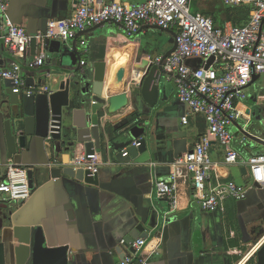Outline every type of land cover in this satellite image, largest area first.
<instances>
[{
  "label": "crops",
  "instance_id": "crops-1",
  "mask_svg": "<svg viewBox=\"0 0 264 264\" xmlns=\"http://www.w3.org/2000/svg\"><path fill=\"white\" fill-rule=\"evenodd\" d=\"M104 1L135 5L146 0ZM195 2L193 0L191 9ZM222 3L223 0H198L200 12L195 14H208L213 20L217 19V27L226 23L237 26L248 23L251 11L248 15L244 10L250 8L249 5L233 8L230 14L233 19L229 21ZM78 6L79 0H9V9L0 24L5 28L10 22L35 36L46 30L50 20L71 17ZM81 40L86 41L85 47L80 44ZM51 42L47 46L50 58L42 67L31 70L28 65L40 50L37 42L31 44L22 57H16L0 41V69L17 63L23 69L25 84L29 78H35L36 83L42 79L43 87L36 89L56 93L66 80L61 73L94 77L96 64L104 63L103 99L108 100L110 96L128 92L130 84L138 86L148 63L168 56L177 37L175 30L164 31L157 27H144L129 37L118 25L107 24L80 35L77 62L73 66L69 55L52 51ZM81 61L86 65L82 66ZM190 63L200 67L202 62ZM141 66L144 70L139 71L137 68ZM120 74H123L122 83L116 89L114 82ZM259 79L247 88L248 98L239 105L245 115L241 123L248 119L251 123L259 118L264 120V83ZM159 80L157 106L145 110L150 128L147 152L128 160L120 155L127 147L120 152L106 147L99 153L102 164L98 186L64 175L57 180L51 177V171H63L72 166L74 156L85 153L84 145L69 149L65 141L28 138L25 148L19 147L13 160L8 159L6 138L10 118L7 110L12 95L11 88L0 81V181L5 180L8 168L15 165L32 171L34 184L32 197L25 203H1L0 197V206H8V211L13 212L12 224L7 223L3 229L0 224V264H6L7 258L13 264L12 252L8 249L12 240L10 231L16 226L35 225L44 228L52 245L69 247L70 264H118L123 255L130 252L121 242L141 225L149 235L144 251L145 256L152 254L148 264H258V253L264 247V242L259 246L264 237V187L251 190L241 202L228 200L224 211L216 213L199 210L190 179L178 181V209L173 213H170L169 200L155 190L156 181H170L173 164L178 159L174 152L175 142L186 140L188 149L192 150L199 139L208 134L206 119L193 115L178 100L174 80L166 74ZM87 103L90 108L96 106L91 98ZM107 109L98 113L110 139L115 140L120 136L115 130L124 125L133 109L129 107L116 116L108 115ZM184 117H188L186 126L182 124ZM241 125H236L238 132L232 130L236 135L233 148L239 154L237 164L224 163L225 151L213 139L211 159L216 164L211 170L213 182L218 178L223 183L235 182L243 186L252 183L246 162L253 155L264 154L261 144L264 134L243 133ZM13 245L18 246L17 242Z\"/></svg>",
  "mask_w": 264,
  "mask_h": 264
},
{
  "label": "built area",
  "instance_id": "built-area-1",
  "mask_svg": "<svg viewBox=\"0 0 264 264\" xmlns=\"http://www.w3.org/2000/svg\"><path fill=\"white\" fill-rule=\"evenodd\" d=\"M193 0H146L142 4H128L117 1L79 0V6L71 17L50 20L46 30L30 36L23 28L10 22L0 29V41L16 57H22L33 40L40 46L34 61L29 68L42 67L50 58L47 46L51 41H59L72 46L78 43L80 35L89 30L107 24L118 25L129 37H133L144 27H158L165 31L175 30L177 49L170 56L159 57L153 61L161 66L163 72L174 80L178 100L186 105L197 117H204L208 124V134L202 136L195 147L179 157L173 164L170 181H156L155 190L171 203V212L178 209V181L190 179L195 197L203 212H223L228 200L241 202L255 185L264 187V154L248 158L247 166L252 183L248 186L235 182L223 183L220 179L212 181L211 170L216 167L211 159L213 139L224 149V163L235 165L239 154L233 148L241 125L243 133L250 134L251 119L239 122L245 117L239 109L241 102L247 100V88L255 76L264 75V0H223L226 7H237L242 4L251 8L249 21L245 26L226 23L215 26L212 18L203 14H193ZM9 0H0V20L6 16ZM80 44L85 47L86 41ZM213 64L206 69L210 59ZM201 60L200 67L190 62ZM85 66L86 62L81 61ZM0 81H10L13 93L33 95L49 93L48 89L38 91L36 88H25L23 69L13 63L7 69H0ZM96 105V102L92 103ZM188 125V117L182 119ZM141 142L135 141L123 152L129 156V148H139ZM99 153L75 155L72 167L75 170L87 171L92 177L98 174L101 166ZM4 195V196H2ZM0 196L3 202L25 203L32 197L27 170L11 165L6 178L0 182ZM264 237L259 246H262ZM146 239L133 243L121 242L130 252L118 264H148L150 256H145Z\"/></svg>",
  "mask_w": 264,
  "mask_h": 264
},
{
  "label": "water",
  "instance_id": "water-1",
  "mask_svg": "<svg viewBox=\"0 0 264 264\" xmlns=\"http://www.w3.org/2000/svg\"><path fill=\"white\" fill-rule=\"evenodd\" d=\"M33 43H36V41L33 40ZM50 46L54 53L64 56L69 55L70 60L73 62L72 66L76 64V43L70 46L59 41H52ZM176 49L177 43H175L168 56L175 52ZM213 62L214 58L210 59L206 69ZM95 69L94 77L89 75L79 77L75 73H61L60 75L65 77L66 80L62 84L61 90L56 93L22 94L20 96L13 93L11 82L5 81L6 85L11 88L10 94L12 95V100L7 110L10 118L9 135L6 138L9 160H13L14 156L17 155L19 147L21 149L25 148L28 138L49 139L52 142L65 141L68 142L69 149H75L76 145H84L85 152L88 154L93 152L102 153L109 146H111L113 151L120 152L135 141L141 142L142 145L139 148H129L128 160L136 159L140 154L147 152L150 128L145 117V110L147 108H156L159 101V79L162 74H165L162 67L154 65L153 62L148 63V67L138 86L130 84L128 92L110 96L108 100L103 99L105 64L98 63ZM137 69L142 71L144 66ZM122 76L123 74H120L115 79L114 87L116 89L121 86ZM259 78L260 76H255L254 81ZM36 87H43L42 79H39L37 83L35 78L27 79L26 90ZM90 98L93 102H96V106L92 108L87 103ZM105 107L108 108L107 114L111 116L120 115L129 107L133 109L132 115L127 117L124 125L115 130V134L117 136L120 135L115 140L110 139L103 127L100 112L98 113ZM70 119H72L71 123ZM250 131L253 134L254 132L264 134V120L259 118L251 123ZM189 151L186 140H177L175 142L174 152L176 158ZM27 173L29 186L33 191V172L28 171ZM63 175L88 185H99L98 174L92 177L89 172L75 170L72 166L63 171L60 169L51 171L52 179H60ZM255 186L260 189L259 185ZM8 208V206H0V224L2 229L7 226V223L12 224L13 212L8 211ZM69 217L72 218V215L70 214ZM9 237L12 240L8 249L9 252H12L13 264H70L69 247L52 245L51 239H48L44 228L40 225L16 226L10 231ZM139 239H149V235L142 225L132 231L126 242L133 243ZM13 242H17L18 246L15 247ZM124 258L125 255H123L122 260ZM6 264H10L9 258H7ZM258 264H264V247L258 253Z\"/></svg>",
  "mask_w": 264,
  "mask_h": 264
},
{
  "label": "trees",
  "instance_id": "trees-1",
  "mask_svg": "<svg viewBox=\"0 0 264 264\" xmlns=\"http://www.w3.org/2000/svg\"><path fill=\"white\" fill-rule=\"evenodd\" d=\"M233 8H235V7H225V12L227 13V15H228V20L229 21H232V17L230 16V14L233 12ZM244 11H247L248 12V15H249V12L251 11V8H248L247 9V7H246V9L244 10ZM243 14H247L246 12L245 13H243ZM203 15H205V16H208V14H203ZM209 17V16H208ZM211 18V17H210ZM214 21V23H215V26H217V19H215V20H213ZM235 25V24H234ZM237 26V25H236Z\"/></svg>",
  "mask_w": 264,
  "mask_h": 264
},
{
  "label": "rangeland",
  "instance_id": "rangeland-1",
  "mask_svg": "<svg viewBox=\"0 0 264 264\" xmlns=\"http://www.w3.org/2000/svg\"><path fill=\"white\" fill-rule=\"evenodd\" d=\"M222 2V0H220ZM197 3H198V0H196V2L194 3V6L192 7L191 11L193 14L197 13V12H200V7H197ZM223 4V3H222ZM261 79H259V81L261 83H264V76L263 77H260ZM262 146H264V143H261ZM4 196V195H2ZM1 197V196H0ZM200 211H202L201 207L199 206L198 207Z\"/></svg>",
  "mask_w": 264,
  "mask_h": 264
}]
</instances>
